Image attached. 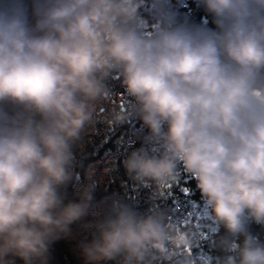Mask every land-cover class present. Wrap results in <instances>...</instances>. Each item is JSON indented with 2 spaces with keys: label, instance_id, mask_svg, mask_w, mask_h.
Returning <instances> with one entry per match:
<instances>
[{
  "label": "clouds",
  "instance_id": "1",
  "mask_svg": "<svg viewBox=\"0 0 264 264\" xmlns=\"http://www.w3.org/2000/svg\"><path fill=\"white\" fill-rule=\"evenodd\" d=\"M195 3L211 27L171 0H0V264H49L77 223L85 264H197L200 237L159 210L115 198L88 223L95 182L66 202L86 130L130 117L129 179L163 193L182 168L224 230L216 264H264V0Z\"/></svg>",
  "mask_w": 264,
  "mask_h": 264
},
{
  "label": "trees",
  "instance_id": "2",
  "mask_svg": "<svg viewBox=\"0 0 264 264\" xmlns=\"http://www.w3.org/2000/svg\"><path fill=\"white\" fill-rule=\"evenodd\" d=\"M171 3L181 14L186 15L191 21L196 23L207 22L209 27L212 26L211 18L196 6L195 0H183L182 6L179 0H171ZM141 11L149 25H151L153 20L148 5L146 4ZM109 87L117 96L125 93L119 78L111 80ZM123 101L131 103L132 98L126 96L123 97ZM123 101L121 107L127 108L128 103H124ZM107 107L110 110L111 106L109 105ZM87 134L93 146L89 147V151L85 153L79 151V146L76 145L74 147L76 167L71 182L64 189L67 197L66 202L78 200L77 193L80 187L86 183L85 173L89 162H99L97 160L111 161L110 159H113L112 162L106 164L112 170L123 167L122 161L132 151L140 149L141 147H147L143 141V137L147 135V129L142 127V122L136 117H130L124 124L111 128L105 123H99L95 131L87 130ZM104 166L103 164L102 167ZM119 180L125 181V189L119 188V190L126 194L131 202L136 201L138 196L142 197V200L145 199L146 202L148 201L143 207L147 206L149 209H156L162 212L166 211L168 220H172L173 217L171 214L181 215L182 218H177L176 223L180 224L183 222L188 224L192 227L193 233L200 237L193 249H202L203 252L212 256L213 260L216 261V257L220 255V252L214 247V242L220 236L224 235V230L222 228L219 231L215 230L216 226L205 215L204 201L201 198L200 191L196 188V181L184 173L182 168L180 169L178 181L163 193H157L154 187L138 186L134 181L129 179L126 170H124L121 178H118ZM104 187V185L101 187L100 195L106 194L107 189H104ZM195 203H200L202 206L199 210L200 214L198 215L200 217H191L189 215L191 211L196 212L194 210ZM203 213L204 215H202ZM184 215L187 217V220L183 218ZM250 231L264 241V227L250 223ZM17 264H21V262L17 261ZM49 264H79L75 261L71 243L66 238H61L52 244L49 252Z\"/></svg>",
  "mask_w": 264,
  "mask_h": 264
},
{
  "label": "rangeland",
  "instance_id": "3",
  "mask_svg": "<svg viewBox=\"0 0 264 264\" xmlns=\"http://www.w3.org/2000/svg\"><path fill=\"white\" fill-rule=\"evenodd\" d=\"M123 97H126V94H123ZM98 124L96 126H98ZM88 131H93V130L89 129ZM77 146H79V151L81 153H85L89 151V147L93 146V143L92 142L90 143V138L89 135L87 134V130L86 133L83 135L81 141L78 142ZM110 160L111 161L97 160L99 162L96 161L89 162L88 168L85 173L86 183L82 185L78 191L79 193L80 190L90 182L96 183V188L94 192L93 210L91 214L86 218V222L88 223L95 222V220L101 218L104 215L105 204L115 198H119L123 202L128 203L131 206L133 205L135 210L141 214H145L150 210L149 207L147 206L143 207L144 205H146L148 201L146 202L145 199L142 200V197L138 196L136 201L131 202L130 198L119 190V188H123V190L125 189V181L124 180L118 181V178H121L125 169L124 167H119V164L117 163L119 168H114L111 170L109 166H106V164L113 161V159ZM103 164L105 165L104 167H102ZM103 185L105 186L104 189H107V192L104 195H100L101 187H103ZM201 208L202 206L200 203L197 204L195 203L194 210H196V212L191 211L189 212V215L191 217H200L198 215L200 214L199 210ZM163 213L165 214V218L167 219V212L163 211ZM202 215H204V213ZM171 216L173 218L172 220L169 221L173 223H176L177 218H182L181 215L171 214ZM183 218H186L187 220V217L185 215L183 216ZM90 238H91L90 232L83 230L80 227L79 223L73 225L71 235L66 238V240L71 243L72 253L75 255V261L79 264H85L84 258L81 253L80 245L84 242L89 241ZM192 258L197 262V264H216V261L213 260V257L203 252V250L200 248L196 250L192 249Z\"/></svg>",
  "mask_w": 264,
  "mask_h": 264
}]
</instances>
